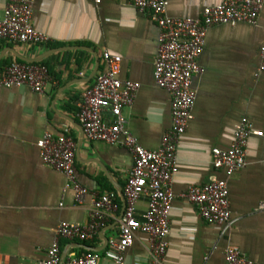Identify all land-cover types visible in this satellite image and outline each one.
Instances as JSON below:
<instances>
[{"label": "crops", "instance_id": "1", "mask_svg": "<svg viewBox=\"0 0 264 264\" xmlns=\"http://www.w3.org/2000/svg\"><path fill=\"white\" fill-rule=\"evenodd\" d=\"M173 18L200 17L205 7L224 0H166ZM6 0H0V19ZM34 28L47 35L46 45L0 40V73L13 62L46 68L41 93L27 86L0 88V264H37L56 228L64 222L88 223L90 198L78 205L65 177L45 166L36 143L45 133L72 139L77 180L90 193L110 194L119 211L90 241H60L61 261L87 251L106 256V239L118 234L125 207L124 186L133 166L123 146L88 141L76 118V104L105 71L104 51L118 58V78L139 84L132 105L123 112L137 143L157 150L171 127V99L153 79L158 29L145 13L120 0H35ZM264 44V5L254 25H215L208 29L193 78L192 119L177 145L175 196L162 264H227L224 252L237 247L252 262L264 264V76L258 74ZM246 118L256 132L246 147V166L226 178L212 164L214 149L226 151L235 126ZM226 180L232 227L222 233L202 220L194 204L179 198L191 186ZM148 198L135 204L142 220ZM148 236L137 232L124 252V264H146Z\"/></svg>", "mask_w": 264, "mask_h": 264}, {"label": "built area", "instance_id": "2", "mask_svg": "<svg viewBox=\"0 0 264 264\" xmlns=\"http://www.w3.org/2000/svg\"><path fill=\"white\" fill-rule=\"evenodd\" d=\"M99 5L103 0H91ZM145 13L158 29L157 54L154 61L155 84L168 92L171 127L161 139L157 150L141 147L127 128L123 114L134 100L139 84L118 78V58L104 51L105 71L84 90L76 107V118L88 141L105 142L125 147L132 156L133 166L126 179L125 207L119 220L118 234L107 241L106 256L113 264H124V252L137 232L148 236L146 264H162L167 251L170 232L169 213L175 196L172 179L177 172L178 140L192 119L195 102L193 78L203 72L198 58L203 52L207 31L215 25H254L264 0H224L216 6L205 7L200 17L173 18L167 15L166 0H120ZM35 0H6L0 19V40L18 44L46 45L50 38L37 31L32 22ZM258 74L264 76V44L260 47ZM48 80L46 68L13 62L0 73V88L27 86L41 93ZM251 135L262 136L252 124L242 118L235 126L228 150L214 149L212 164L228 179L246 166V147ZM41 162L58 172L66 180V188L74 194V202L81 205L90 198L88 223L84 226L61 223L45 256L37 264H60V241L92 240L106 223L115 217L119 206L110 194L90 193L78 180L74 169L76 147L71 138L45 133L36 143ZM264 162V159H263ZM141 196L148 198L142 220L135 218V204ZM179 198L194 204L203 221L220 226L222 233L233 225L229 210V190L226 180H214L201 186H191ZM264 207V202L262 204ZM227 264H257L247 259L237 247L229 246L224 252ZM100 258L91 251L71 257L67 264H99Z\"/></svg>", "mask_w": 264, "mask_h": 264}, {"label": "water", "instance_id": "3", "mask_svg": "<svg viewBox=\"0 0 264 264\" xmlns=\"http://www.w3.org/2000/svg\"><path fill=\"white\" fill-rule=\"evenodd\" d=\"M105 241H106V243H107L108 240L106 239ZM62 260H63V258L61 259V261H62Z\"/></svg>", "mask_w": 264, "mask_h": 264}]
</instances>
